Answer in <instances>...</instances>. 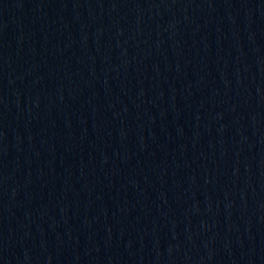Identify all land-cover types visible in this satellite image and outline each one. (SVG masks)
<instances>
[{
  "label": "water",
  "instance_id": "95a60500",
  "mask_svg": "<svg viewBox=\"0 0 264 264\" xmlns=\"http://www.w3.org/2000/svg\"><path fill=\"white\" fill-rule=\"evenodd\" d=\"M264 110V0H0V264H144Z\"/></svg>",
  "mask_w": 264,
  "mask_h": 264
}]
</instances>
